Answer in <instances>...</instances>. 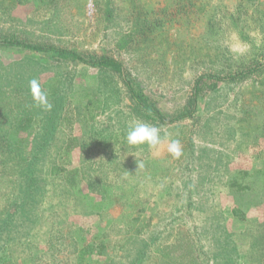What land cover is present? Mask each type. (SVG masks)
Instances as JSON below:
<instances>
[{
    "label": "rangeland",
    "instance_id": "374dc122",
    "mask_svg": "<svg viewBox=\"0 0 264 264\" xmlns=\"http://www.w3.org/2000/svg\"><path fill=\"white\" fill-rule=\"evenodd\" d=\"M130 1L115 3L125 14ZM93 2L20 0L11 7L0 0V40L131 63L138 53L114 49L130 23L124 17L107 23ZM133 3L150 8L148 26L168 45L166 62L140 70L133 61L145 92L167 116L189 105L197 76L216 72L212 54L227 52L233 63H246L264 51V0ZM178 52L187 59L179 65ZM261 77L220 83L198 99L192 118L157 125L138 117L115 78L79 62L0 46V264H173L160 251L182 238L197 247L200 264H264ZM33 78L50 111L34 102ZM85 105L96 111L94 119L79 122ZM65 108L74 122L68 152L59 124ZM137 121L160 129L158 146L127 143L126 131ZM172 139L180 141L179 157L167 151ZM52 164L67 172L49 175Z\"/></svg>",
    "mask_w": 264,
    "mask_h": 264
},
{
    "label": "trees",
    "instance_id": "16d2710c",
    "mask_svg": "<svg viewBox=\"0 0 264 264\" xmlns=\"http://www.w3.org/2000/svg\"><path fill=\"white\" fill-rule=\"evenodd\" d=\"M3 1H7L9 6L14 7L20 0ZM93 3L94 6H96L98 9H100L101 11L103 10V16L107 23H111L115 18L120 17H124V20L127 23H130L128 32L119 36V38L115 40L114 49L117 51L124 50L128 52L129 55H132L131 52L135 54L138 53V56H135V58H133V55L130 56L133 59L131 63L126 64L121 60L115 59L105 54L96 55L94 53H86V55H84L67 48H60L50 45H36L14 38H4L3 40H0V46L21 48L31 53L50 54L60 59L79 62L98 70V72L102 74L115 78V80L119 81V83L122 85L126 94L125 98L129 102L130 107H132V110L135 111V113L138 115V117H141L144 120L151 121L152 123L157 122V125H168L176 121L192 118L198 99L203 98L209 92L215 91L220 83L224 82L228 84L232 82H238L250 78L252 75H255L260 77L262 76L258 84L261 88H264V51L256 56L253 60H250L246 63L239 61V63H233L232 58L229 57L227 52L212 54L214 56L209 58V62L217 64L216 72L209 74L205 73L197 76L194 79L191 87L190 102L187 106L188 108L186 107L182 112L175 114L172 117L167 116L152 101L149 94L145 92L144 87L147 85H143V82L140 81L139 78H137V73L139 71L134 68L135 64H133L134 59L137 60L138 64H136V66L138 65L140 67V70H143L144 67L151 68V62L159 63L162 60H165L166 62L165 47L168 45H165L166 42L157 40V36L153 35L152 29L150 28V26H148L151 19V13L149 12L150 8H144L142 3L134 5L133 0H131V6L129 7L131 9L125 13L127 14L126 16L125 14H123V9H125V7L121 6V8L120 5L115 3V0H105L102 7L101 0H94ZM101 11H98V13L101 14ZM161 13H164V11H161ZM157 19L159 18H156V20ZM104 29H106V27H104ZM133 45H136L135 49ZM162 45L164 46L162 47ZM152 53L157 54L158 56L156 58H151ZM174 55L176 56L174 62L178 63V65L179 63L183 64L187 60L186 57L181 59L183 55L179 52L175 53ZM209 56L211 55H208L207 57ZM178 58L181 59V62H179ZM154 73H160V71L155 69ZM151 75L152 74L146 76L151 77ZM148 91L150 90L148 89ZM90 106H83V111H81V113L79 114V122L88 120L91 121L94 119L96 111L91 110L89 108ZM71 112L72 110H70L69 108H65V110H61L59 114V124L62 123L63 129H65L68 134L63 152H68L71 149V145L69 144V142L71 141L69 135L71 134L72 125L74 123L72 115H70L72 114ZM244 114H247V112L244 111ZM29 120L31 121V118H29ZM29 120H27V124H30ZM239 122H241V120ZM262 127L264 128V124H262ZM16 128L17 127L15 126V130ZM241 129L243 130V128L239 126L238 130ZM245 132L246 131L243 132L244 135ZM63 172H67L66 167L58 165L56 166L55 164H52L48 170L49 175L53 177H56ZM228 186L230 188L236 187L237 192H242L243 190V188L235 184L234 181H230V184ZM25 188L26 186L22 188V194H24ZM28 189H33L31 184L28 185ZM136 230L137 234L141 232V228H136ZM197 252V247L188 238H182L177 242L171 243L167 245L164 250L160 251L163 259L173 264H200ZM140 256L137 255L136 257L138 261L140 260ZM134 264H137L136 260L134 261Z\"/></svg>",
    "mask_w": 264,
    "mask_h": 264
},
{
    "label": "clouds",
    "instance_id": "9594fccd",
    "mask_svg": "<svg viewBox=\"0 0 264 264\" xmlns=\"http://www.w3.org/2000/svg\"><path fill=\"white\" fill-rule=\"evenodd\" d=\"M29 91L37 106L44 110H51L52 104L49 102L47 93L42 90L39 81L35 78L29 81ZM126 141L129 145H148L154 148L161 143L160 129L154 125L137 121L129 126L126 131ZM167 151L174 157L181 155L180 141L172 139L168 143Z\"/></svg>",
    "mask_w": 264,
    "mask_h": 264
}]
</instances>
